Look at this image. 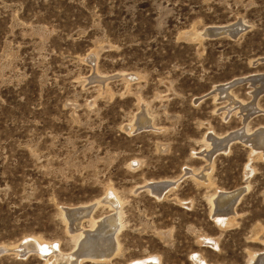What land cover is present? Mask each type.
Listing matches in <instances>:
<instances>
[{"label": "rangeland", "instance_id": "obj_1", "mask_svg": "<svg viewBox=\"0 0 264 264\" xmlns=\"http://www.w3.org/2000/svg\"><path fill=\"white\" fill-rule=\"evenodd\" d=\"M237 21L247 27L236 38L200 34ZM261 57L264 0H0V264H58L17 247L35 237L70 254L79 237L64 209L91 203L93 220L119 214L118 247L79 264H250L264 251V159L233 143L213 157L208 181L185 172L205 163L197 153L209 132L264 126L263 114L242 125L210 93L264 74L253 64ZM94 72L120 78L92 84ZM253 90L244 82L231 93L250 104ZM138 110L154 129L130 130ZM165 180L177 182L160 197L140 188ZM238 187L241 199L216 220L211 198ZM110 193L116 209L101 202Z\"/></svg>", "mask_w": 264, "mask_h": 264}, {"label": "bare ground", "instance_id": "obj_2", "mask_svg": "<svg viewBox=\"0 0 264 264\" xmlns=\"http://www.w3.org/2000/svg\"><path fill=\"white\" fill-rule=\"evenodd\" d=\"M246 27L247 25L243 21H237L226 25L207 26L205 27L206 29L204 28L200 32V34L205 36V38L212 40L221 37L236 38L246 30ZM263 62L264 57H261L257 60L255 59L253 64L259 65ZM90 75L91 76L88 81L92 84H104L108 81L120 78L118 75H99L96 72ZM244 82L249 84L250 87L254 88V90L251 91L253 101L250 104H244L240 101H237V99L231 93V89L233 87ZM258 85L259 87L256 88ZM263 92L264 74H250L246 76H240L230 81L218 84L216 87H214V89L210 91L211 94L213 93L216 95V97H218L217 99H226V101H228L229 106L228 108H225L226 114L231 113V110L233 109H238L237 111H240L242 113V125L254 114L264 115V110L256 104L257 98ZM210 93L208 92L206 94L209 95ZM206 94L204 96H206ZM243 126L239 127V129L237 130L227 132L223 136H218L213 132H209L207 135H205L203 140L204 143L207 144V147L201 149V151L197 153V155H199L198 158L201 161H205V163H203V166L199 171L194 172L193 170L186 168L188 169V172L185 173H190L191 176H194L195 178L203 182L208 181V171L211 168L210 163L212 162L213 157L219 152H226V150L229 149L230 145H232L233 143H243L245 146H248L250 148L252 155L253 153L258 151L259 153L257 152V156L264 159V126L256 129L253 132L247 131L245 128H243ZM149 127L154 129L152 120L150 119L146 111L138 110L136 113L134 125H131L130 130L143 132L150 130L151 128ZM252 155H250V157H252ZM251 169L252 167L250 166L248 170H245V176L248 177V173ZM176 182V180L156 182L149 181L140 186V188H144L154 196L160 197L162 193H164L167 189L174 185V183L176 184ZM244 189V187H238L230 191L218 190L217 192H215V194L211 198V205L212 213L214 212L213 216L216 220L224 221L225 219H227L228 214L232 212V209L241 199ZM101 202L112 206L114 209H116V207L120 205L118 198H116V196L112 193L107 194V196L103 198ZM96 207V204L91 203L88 205L67 207L64 209L63 218L65 219L67 228L70 232L77 234L79 237L75 249L72 250L70 254L62 255L58 252L59 249L57 250V243L40 241L35 237L24 239L17 247L18 254L24 256L26 255V253L30 254L31 252L37 253L41 256H45L48 253H54L53 255L57 257L58 264H79V262L82 260L81 257L89 258L92 260H103L109 258L113 254L115 248L118 247L116 242V232L121 227V223L119 221L120 219L117 218L119 214L116 212L117 215L116 213H114L112 215L110 214L109 216H104L103 218H100L98 220H93L92 215ZM84 219H90L91 221H93V226L89 229H83L81 221ZM259 239L264 242V234L261 235ZM9 249L14 250L15 248L11 247ZM0 251L5 254L7 253L8 249L0 248ZM153 258L155 257L153 256L152 258L150 257L148 259L153 260ZM198 261L199 263L203 262L201 258ZM134 262H137L134 264H151L147 263L149 262V260L147 259H141ZM250 264H264V251L255 252L251 257Z\"/></svg>", "mask_w": 264, "mask_h": 264}, {"label": "water", "instance_id": "obj_3", "mask_svg": "<svg viewBox=\"0 0 264 264\" xmlns=\"http://www.w3.org/2000/svg\"><path fill=\"white\" fill-rule=\"evenodd\" d=\"M3 253H2V251H0V255H2ZM26 254H28V253H26Z\"/></svg>", "mask_w": 264, "mask_h": 264}]
</instances>
